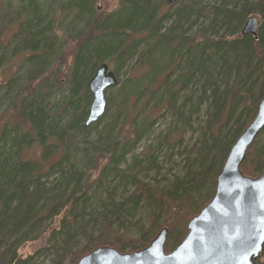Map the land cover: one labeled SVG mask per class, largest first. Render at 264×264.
Wrapping results in <instances>:
<instances>
[{
  "label": "trees",
  "instance_id": "obj_1",
  "mask_svg": "<svg viewBox=\"0 0 264 264\" xmlns=\"http://www.w3.org/2000/svg\"><path fill=\"white\" fill-rule=\"evenodd\" d=\"M100 1H0V264H27L30 258L21 259L18 249L58 216L62 247L54 248L52 264H66L76 235L86 244L67 264L98 247L143 249L164 228V250L171 251L213 197L216 176L264 94V0H178L172 12L163 0H116L99 12ZM252 12L261 26L256 36H242ZM130 61V73L144 72L120 86L113 122L96 130L110 116L111 88L104 114L85 126L92 99L87 84L96 67L120 70ZM203 106L205 123L182 177L158 187L139 179L136 163L119 169L145 132L143 123L151 126L171 112L186 127ZM123 115L127 127L113 138L112 125ZM30 152L37 155L27 158ZM263 170L264 128L240 165L252 178ZM107 178H118L122 188L121 199L108 204L103 192L112 199L115 191L105 187ZM91 200L100 208L90 207ZM141 206L149 226L136 237L127 231V216ZM87 208L97 213L96 233L86 228ZM253 264H264V243Z\"/></svg>",
  "mask_w": 264,
  "mask_h": 264
},
{
  "label": "water",
  "instance_id": "obj_2",
  "mask_svg": "<svg viewBox=\"0 0 264 264\" xmlns=\"http://www.w3.org/2000/svg\"><path fill=\"white\" fill-rule=\"evenodd\" d=\"M1 1V0H0ZM173 5L178 0H163ZM258 20L246 19L241 35L256 36ZM117 77L106 63L98 65L88 81L92 95L84 121L93 125L104 114L105 92L117 85ZM264 128V94L256 113L231 146L216 176L211 200L187 223V234L169 252L164 251V228L143 249L120 253L98 247L76 264H253L264 243V170L255 178L244 176L240 165L245 153Z\"/></svg>",
  "mask_w": 264,
  "mask_h": 264
},
{
  "label": "rangeland",
  "instance_id": "obj_3",
  "mask_svg": "<svg viewBox=\"0 0 264 264\" xmlns=\"http://www.w3.org/2000/svg\"><path fill=\"white\" fill-rule=\"evenodd\" d=\"M218 0H202L203 4H215ZM248 4L253 5L257 2V0H247ZM164 4V3H163ZM116 5V0H102L98 4V11L99 12H105L112 8H114ZM179 3H176L169 7V12H172ZM164 6L168 7V5ZM249 17H256L258 20V29L261 26V18L260 16L252 12V14ZM201 22V21H200ZM202 28L205 27L204 25H201ZM200 27V29L202 30ZM242 28V27H241ZM16 29V26H13L11 30H7L6 33H4V37H8L10 34H12ZM198 31V27L195 26L191 30V34ZM12 32V33H11ZM219 33H222L221 30L218 31ZM258 32V30H257ZM72 50V47L66 48V54L67 56L70 54ZM69 58V57H68ZM67 58V59H68ZM133 61H130L127 65L122 67L120 70H117L114 65L108 66L110 70H117L118 75L114 71L117 77V85L113 87L110 90V102H111V110L109 111L110 116H108L106 119L102 120L100 124L97 126L96 130L101 131V129L107 124L112 123L113 119L111 117L112 111L115 109L116 106H118V103L121 99L119 88L120 86L127 81L128 75H134L135 77H139L144 71L136 72L138 69L132 70V72H129L130 66ZM7 74L6 72H4ZM3 73V74H4ZM160 79H157L156 82L159 83ZM129 85V84H128ZM139 122L142 121V118L140 117L138 119ZM129 120L123 115L122 117L118 118V120L112 125V136L113 138L116 136L118 130L121 128L124 130V128L127 127ZM205 123V115H204V106L202 107V110L199 112L198 115L193 116V118L188 119V125L186 127H182V124L176 117L172 115L171 112H166L163 116H159L154 123L150 126L146 122L143 123V127H145V132L141 135L139 140L134 144L132 150L130 153L125 157L124 162H121L119 164L120 170H129L130 166L133 163H136L139 165L138 171H139V179L142 181L150 184L155 185L158 187H165L168 184H170L173 181V176L177 175L182 177L184 175L185 170V164L188 163V157L190 154V149L192 146L199 141L200 137V130L201 127L204 126ZM182 127V128H181ZM128 129V128H127ZM95 130V131H96ZM181 134V136H180ZM96 138V133L93 131V133L90 135L89 140L93 141ZM173 146H171V144ZM172 147V148H171ZM37 155V153H28L26 155L27 158H33ZM152 166H149L151 163ZM54 179H56V176L53 175L49 178V182H52ZM105 183V187L109 192L111 190H114L115 193L113 194V198L108 194L107 197V191L103 192V201L105 203L109 200H115L119 201L121 199V196L119 195L122 188L120 185V181L118 178L116 179H110L107 178ZM120 188L118 189V187ZM118 189V190H117ZM132 188H130L129 191H131ZM90 207H98L100 202H95L94 200L89 202ZM108 204V203H106ZM100 208V207H98ZM85 216L86 220V227L88 231H92L94 233L97 232V228L93 226L94 220L96 219V212H93L87 208L86 209ZM89 213L90 215H88ZM92 214V215H91ZM127 231L130 235L138 237L140 235L139 229H145L149 226V220L148 216L145 212V209L141 206L136 211V214L134 216H127ZM59 222H60V216L49 219L46 221L45 228L46 231L43 232L39 237H37L35 240L29 241L25 244H23L18 249V255L21 259H27L30 258L27 262V264H52V261L54 260V250L55 249H61V235H58L59 232ZM54 231V232H53ZM53 234V235H52ZM86 242L82 236L76 235L74 238V246L71 250V254L66 255L64 257V262L67 264L72 258L76 255V252L80 249H82L85 246ZM55 248V249H54ZM58 253H60L58 251Z\"/></svg>",
  "mask_w": 264,
  "mask_h": 264
},
{
  "label": "bare ground",
  "instance_id": "obj_4",
  "mask_svg": "<svg viewBox=\"0 0 264 264\" xmlns=\"http://www.w3.org/2000/svg\"><path fill=\"white\" fill-rule=\"evenodd\" d=\"M251 145V144H250ZM246 177H248V176H246ZM249 178H252V177H249ZM187 234V233H186Z\"/></svg>",
  "mask_w": 264,
  "mask_h": 264
},
{
  "label": "snow or ice",
  "instance_id": "obj_5",
  "mask_svg": "<svg viewBox=\"0 0 264 264\" xmlns=\"http://www.w3.org/2000/svg\"><path fill=\"white\" fill-rule=\"evenodd\" d=\"M245 264H246V260H245Z\"/></svg>",
  "mask_w": 264,
  "mask_h": 264
}]
</instances>
